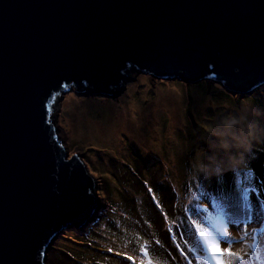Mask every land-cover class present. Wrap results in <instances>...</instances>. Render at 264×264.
Instances as JSON below:
<instances>
[{
	"label": "water",
	"instance_id": "95a60500",
	"mask_svg": "<svg viewBox=\"0 0 264 264\" xmlns=\"http://www.w3.org/2000/svg\"><path fill=\"white\" fill-rule=\"evenodd\" d=\"M136 68L231 94L264 84V0H0V264H45L89 222L95 181L51 122L69 85L97 94Z\"/></svg>",
	"mask_w": 264,
	"mask_h": 264
},
{
	"label": "rangeland",
	"instance_id": "374dc122",
	"mask_svg": "<svg viewBox=\"0 0 264 264\" xmlns=\"http://www.w3.org/2000/svg\"><path fill=\"white\" fill-rule=\"evenodd\" d=\"M126 73L124 85L105 93L69 85L53 100L51 122L68 156L77 154L94 178L98 209L81 228L57 233L45 264H189L188 248L199 237L188 218L210 228L208 217L217 211L201 187L220 195L215 175L206 171L211 130L246 108L259 109L264 125V84L240 95L210 79L167 80L135 67ZM224 173L227 215L240 220L226 225L232 251L243 256L242 264H264V141ZM247 173L256 189L249 193L251 213L235 207L237 181Z\"/></svg>",
	"mask_w": 264,
	"mask_h": 264
},
{
	"label": "snow or ice",
	"instance_id": "6c2138e0",
	"mask_svg": "<svg viewBox=\"0 0 264 264\" xmlns=\"http://www.w3.org/2000/svg\"><path fill=\"white\" fill-rule=\"evenodd\" d=\"M214 180L220 195L205 193L201 187V193L203 195H211L213 206L217 209L215 216L208 217L210 228L202 227L194 217L188 218L190 226L195 228V232L199 237L196 244L188 248V252L193 254V261H190L189 264H204V261H207V264H242L243 256L238 252L232 251L233 242L226 228L229 219L236 224L240 220L235 213L231 217L227 215L226 197L223 192L225 173L216 174ZM237 184L239 188V202L235 207L238 212L251 213L252 205L249 193L256 191L251 185V173L242 175ZM170 234L175 236V233L171 232V230ZM182 235L183 233H181ZM221 245H227V247H222ZM201 252L205 253L206 256L202 257L200 255ZM145 255H147V252H145ZM132 259L131 256L128 257V260ZM148 264H152V261L149 260Z\"/></svg>",
	"mask_w": 264,
	"mask_h": 264
},
{
	"label": "clouds",
	"instance_id": "9594fccd",
	"mask_svg": "<svg viewBox=\"0 0 264 264\" xmlns=\"http://www.w3.org/2000/svg\"><path fill=\"white\" fill-rule=\"evenodd\" d=\"M259 109L246 108L232 121L219 123L211 130L214 140L209 147L213 156L206 171L211 175L240 166L255 142L264 141V125L257 119Z\"/></svg>",
	"mask_w": 264,
	"mask_h": 264
},
{
	"label": "trees",
	"instance_id": "16d2710c",
	"mask_svg": "<svg viewBox=\"0 0 264 264\" xmlns=\"http://www.w3.org/2000/svg\"><path fill=\"white\" fill-rule=\"evenodd\" d=\"M77 228L79 229V228H81V226H80V227H77ZM83 231L86 232L85 229H84ZM81 238H82V237H81ZM79 240L82 241L81 239H79ZM75 244H76V245H79L78 243H75ZM79 246H80V245H79Z\"/></svg>",
	"mask_w": 264,
	"mask_h": 264
},
{
	"label": "bare ground",
	"instance_id": "6f19581e",
	"mask_svg": "<svg viewBox=\"0 0 264 264\" xmlns=\"http://www.w3.org/2000/svg\"><path fill=\"white\" fill-rule=\"evenodd\" d=\"M63 136V135H62ZM64 137V136H63ZM260 251V249H259V247L256 249V251L255 252H259Z\"/></svg>",
	"mask_w": 264,
	"mask_h": 264
}]
</instances>
